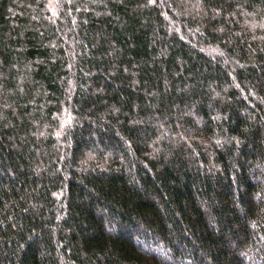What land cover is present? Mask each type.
Instances as JSON below:
<instances>
[{"label":"trees","instance_id":"1","mask_svg":"<svg viewBox=\"0 0 264 264\" xmlns=\"http://www.w3.org/2000/svg\"><path fill=\"white\" fill-rule=\"evenodd\" d=\"M0 264H264V0H0Z\"/></svg>","mask_w":264,"mask_h":264}]
</instances>
